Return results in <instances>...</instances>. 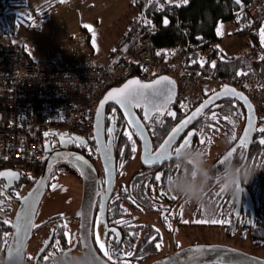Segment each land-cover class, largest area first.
<instances>
[{
  "label": "flooded vegetation",
  "instance_id": "obj_1",
  "mask_svg": "<svg viewBox=\"0 0 264 264\" xmlns=\"http://www.w3.org/2000/svg\"><path fill=\"white\" fill-rule=\"evenodd\" d=\"M208 96L201 99L199 103ZM198 104L193 105L194 108ZM235 105L237 104L235 103ZM218 106L219 101L208 107L204 111L205 114L203 113L204 116L199 117V120L186 129L171 146L173 152L182 143L187 132L191 131L193 137L189 146L206 149L210 162L215 164L217 168L222 165L221 161L226 158L241 161V155H243L244 162L251 165V146L249 148L234 147L241 134L238 116H217L215 114L217 109L214 108ZM134 111L149 136L150 153L156 151L171 128L188 114L179 113L180 115L170 116V111L166 110L162 113L152 114L147 119L143 114L142 106L134 107ZM204 120L211 121L212 124L208 122V125H213L217 130L214 129V131L205 125ZM109 128L114 129L111 138L109 137ZM198 129L203 130V132L201 133ZM55 130L54 132L59 135V140L56 141L54 136L44 138L45 142H49L48 146L45 147L44 145L45 152L63 147L78 151L92 161L97 170L99 179L92 207L90 240L96 254L104 262L108 264H151L194 245L216 244L198 242V238H192L191 231L195 228L222 229L226 236L237 235V238L241 239L247 237L251 242V179L246 183L242 182L238 191H226L221 185L212 181L205 191L202 203L185 201L178 195L168 192L166 188V176L176 171L174 158L161 161L158 164L143 163L140 157L141 140L124 121L118 108L113 104H108L104 114V141L106 145L110 139L112 147L110 156L113 160L115 175L113 186L109 187L94 139L82 138L83 144H81L77 139H70L72 135L57 128ZM128 134L131 135V140ZM215 140L220 141L224 146L219 147ZM62 141L68 142L62 143ZM245 143H251V138H247ZM134 161H136V166L130 169ZM59 164V168H72L70 172L81 182L79 205L72 213L58 212L52 215L48 222L42 223L45 224L43 226H41V222L36 223L35 219L34 224L38 227H33L28 246L32 245L35 238L37 243H34V251L28 249L27 246L24 256L25 264H42L45 262V258L50 257L55 250L61 248L71 250L81 247L80 218L76 215L82 197V181L79 172L66 162L54 164L50 170L45 193L55 182L53 177L57 179V174H53V171L57 169L55 166ZM41 169L42 165L39 168L40 172ZM60 171L58 170L57 173ZM158 173L160 174L159 180L156 179ZM17 184L19 183L15 181L0 179V217L6 219L9 217L6 229L8 233L6 246L11 233L10 224L13 214L18 206V200L23 197L15 194V188L19 187ZM27 185L24 186L28 188ZM101 204L103 205L102 209ZM214 217L218 218L219 221L212 222L215 221ZM94 220H98L95 228H93ZM62 222H66V228L61 227ZM245 226L247 227L245 228ZM41 230L47 232L44 233V238L41 237L43 234ZM96 234L99 236V243L93 239ZM49 236H51L50 244L35 261L37 252ZM57 240L60 248L58 245H54V249L47 252L52 242ZM100 243L105 245L103 249L100 248ZM1 261L3 264V255Z\"/></svg>",
  "mask_w": 264,
  "mask_h": 264
},
{
  "label": "built area",
  "instance_id": "obj_2",
  "mask_svg": "<svg viewBox=\"0 0 264 264\" xmlns=\"http://www.w3.org/2000/svg\"><path fill=\"white\" fill-rule=\"evenodd\" d=\"M263 21L264 0H247L236 12L237 33H252ZM155 30V25L150 24L147 33L108 63L99 62L92 41L85 34L63 43L50 61L28 60L23 47L1 31L0 171H16L35 180L46 155L44 137L50 129L63 128L70 135L93 140L99 102L108 90L131 77L143 81L160 76L171 78L176 89L174 102L182 115L196 102L195 98L192 103L185 101L194 95L192 84L203 83L202 89L211 91L227 85L248 99L257 119H264V103L258 106L255 96L264 84L252 66L261 60L259 50L221 54L230 60L244 59L254 69L242 81H224L182 69L184 55L204 59L211 51L218 50L217 42L186 43L173 56L157 60L159 49L151 38Z\"/></svg>",
  "mask_w": 264,
  "mask_h": 264
},
{
  "label": "rangeland",
  "instance_id": "obj_3",
  "mask_svg": "<svg viewBox=\"0 0 264 264\" xmlns=\"http://www.w3.org/2000/svg\"><path fill=\"white\" fill-rule=\"evenodd\" d=\"M12 1L15 0H0V12L3 11V8L14 10L11 15H4V13L0 15V28L7 31L12 41L24 48L28 60L47 59L53 61L56 50L63 43L85 34L91 39L95 49L94 53L99 62L108 63L109 60L102 54L113 51L111 54H115L114 56L117 58L123 51L117 46L118 39L121 41L134 18L144 17L143 10H138L133 5V0H22L20 4H10ZM167 1L171 2L172 0ZM50 2H53V6L48 8ZM145 20L150 22L147 23L148 26L152 24L149 19L146 18ZM262 30H264L263 27L260 32ZM216 34L218 37L216 46L219 55H233L236 52L251 49V47L246 46L248 45L246 42L247 35L251 33L238 34L236 22L219 23ZM255 50L259 49L256 48ZM249 67L252 74L254 69L250 65ZM243 79L238 78L237 80L242 81ZM261 79L264 84V78ZM139 80L145 82L141 78ZM202 85L203 83L192 84L190 89L194 88L192 91L194 95L190 93L192 97H188L185 101L192 103L196 99L195 103H197L205 97V93L218 91H211L209 88L202 89ZM255 96L258 106L261 107L264 103V88ZM195 103L189 105V108ZM58 130L67 133L63 128ZM215 142H218L219 147L224 146L218 140ZM135 166L136 161L130 169ZM62 168L64 172L61 169L57 173V179L53 177L55 182L52 183L42 198L35 218L36 223L48 222L51 216L58 212L72 213L79 205L81 182L72 175V172H67L65 167ZM53 185H57V187H53ZM261 211L264 215V197ZM43 225L45 224L41 226ZM41 233H43L41 237L44 238L45 230H41ZM191 236L198 238V242L216 243L215 245L231 247L264 260V246L254 245L247 237L244 239L237 238V235L229 237L225 235L224 230L214 228L192 229ZM34 241L30 247L28 246V249H32L31 251L35 250L33 246L34 243H37L36 238Z\"/></svg>",
  "mask_w": 264,
  "mask_h": 264
},
{
  "label": "trees",
  "instance_id": "obj_4",
  "mask_svg": "<svg viewBox=\"0 0 264 264\" xmlns=\"http://www.w3.org/2000/svg\"><path fill=\"white\" fill-rule=\"evenodd\" d=\"M21 1L22 0H15L10 4H20ZM246 2L247 0H188L185 4L183 3V0H172L171 2H168L167 0H133V5H135L138 10H143L142 12H144L145 18H134V20H136H133L134 22L132 21L128 26L127 31L118 46L124 51L132 46L140 36L147 33L149 26L147 23L142 22V20H145L146 18L156 27L151 38L159 49V54L155 56V59L157 60H164L173 56L180 51L186 43L203 45L217 42L218 37L216 30L218 24L229 21L235 23L236 12L240 7L244 6ZM52 6L53 2H50L48 8H51ZM3 13L4 15H11L14 13V10L3 8L0 15ZM165 18L169 21L167 25L164 24ZM261 26H259L253 33L247 35L246 42L248 45L246 46L251 47L253 50L256 48L260 50L261 60L254 63L252 66L256 68L260 77L264 78V39H262L261 34L256 33ZM1 31L5 30L0 28V32ZM218 53V50L215 49L211 51L204 60L198 59L194 55L184 56L182 58V69L189 73L200 72L206 77H218L224 81L246 78L251 74L249 67L250 64L246 60H230ZM213 61H215V66L212 65ZM209 94L210 93H207L205 96H208ZM199 102L200 100L195 104H198ZM235 103L237 105H235ZM192 106L187 113H190L194 109V106ZM214 109H217V111H215L217 116H238L242 133L246 120V112L245 108L238 100L231 97H224L219 101V106ZM166 110L174 112L176 115H180L175 102L167 109L160 110L153 114L162 113ZM203 113L201 114L202 117L205 114ZM197 120H199V118ZM208 122L212 124L211 121L205 120L203 123L208 125ZM259 125L261 126L259 127ZM208 127H211L213 130L216 129L213 125H208ZM198 130L202 133L204 128L203 130ZM262 130H264V119H257L251 143H245L244 147L249 148L251 146V166L254 170V174L251 177V242L254 245L264 246V215L261 211L262 200L264 197V142H262L264 141V131ZM54 131L56 130L50 129L44 138L47 139L48 137L50 138L51 136H54L57 141L59 135ZM48 145L49 142L47 143L46 141L45 147ZM241 161H244L243 155H241ZM55 167H57V169L53 171V174L55 175L58 170H63V168H59L60 164ZM65 169L68 172L72 171V168L69 167ZM39 174L40 170H38L37 177ZM35 180H30L25 176L19 175V178L15 181L19 183L17 184L19 187L17 189L15 188V194L17 196H24ZM24 185H27L28 188ZM8 218L0 217V264H2L1 258L8 238V236L4 235L8 226V223H5V221H9ZM214 220L219 221L216 217H214ZM246 227L247 226H245V228ZM55 242H52V245L49 246L47 252L53 250L54 245L59 246V243H57L59 241L57 240ZM46 258L47 259L42 264H48L49 257Z\"/></svg>",
  "mask_w": 264,
  "mask_h": 264
},
{
  "label": "water",
  "instance_id": "obj_5",
  "mask_svg": "<svg viewBox=\"0 0 264 264\" xmlns=\"http://www.w3.org/2000/svg\"><path fill=\"white\" fill-rule=\"evenodd\" d=\"M166 77H168V76H166ZM133 78L139 79L138 77H131V78L125 80L120 86L114 87V88L123 87V85L128 80H131ZM157 78H154L152 80H156ZM152 80H150V81H152ZM150 81H145V83L150 82ZM164 83L169 88L172 89V93H173L172 98L169 101L166 108L158 109V110H152V111L147 112V113L145 112L144 106L141 105L142 110H143V114L145 115V117L147 119L153 113L158 112L160 110H165L174 103L175 95H176L175 85H174L173 81L171 80V78H169V80L165 81ZM114 88H111L110 90H108L104 94L103 98L101 99V101L102 100L104 101L103 107L101 108V103H100L101 101L98 104L97 109H101V116H100L99 122H98L97 115H96L94 138H93L95 143H96L97 148L99 149V151H98L99 158H100L102 167L104 169L105 178H106V181H107V184L109 185V187L113 186L115 175H114L113 164H112L113 160L111 159V156H110L112 154L111 143H110V147L107 148L108 159L107 160L105 159V146L109 144V140H110V139H108V143L105 145V141H104V114H105V107L108 104H113L118 108V110L120 111L124 121L129 125V127H131V129L135 132L137 137L141 140V148L142 149H141L140 157H141V161L143 163H144V159H145V138L147 139V142H148L149 152L151 150V144H150L149 136L147 134V131H146L143 123L141 122V120L139 119L137 114L135 113L134 107L132 108V114H133L134 118L142 126L143 135L140 134V129H138L134 124L129 123V121L133 117H130L127 114V110L121 108L118 104H116L112 100H105V97L107 96V94ZM228 89L230 91L225 90V88L223 87L220 90L210 94L204 101L199 103L190 113H188L183 119H181V120H186L189 117H192L193 113L196 112L197 109H200V112L193 119L188 121V124L186 125V129L191 124L196 122L197 119L201 116V114L208 107H210L214 103L220 101L224 97H231V98L238 100L243 105V107L245 108V112H246V120H245V124H244V127L242 129V133H241L240 137L244 136L245 133H247V138L248 137L252 138L254 135L255 124H256V120H257L255 113H254L248 99L241 92L236 91L234 88H232L230 86H228ZM233 93H235V94H233ZM208 100H211V103L205 104V101H208ZM201 105H204V107L201 108ZM177 124H175L172 128H174ZM172 128H171V130H172ZM171 130L165 136V138L163 139L161 144L169 139V133L171 132ZM185 131H182L181 133H178L175 136L174 140L172 141V145L179 139V137ZM71 137H72L71 139L79 138L77 136H71ZM183 142H184V139H183L182 143H180V145L183 144ZM180 145H179V147H180ZM239 145H240V138L236 142L234 147H238ZM158 148L156 149V151L158 150ZM45 153H46V155H45L44 161L42 163V169H41L39 176L36 178L32 187L23 196V197H25V196H28L29 193H34V196L32 197L33 211H32V215L30 217L32 224H34V222H35V217H36L38 208H39L41 200L44 196L45 188H46V185H47V182L49 179V174H50V170H51L52 166L56 163H59V162H66V163L70 164L71 166H73L74 168H76V170L79 172V175H80L81 181H82L81 203H80V207L76 213V215L79 216V218H80V227H79L80 228V230H79L80 235H79V237L81 239V247L84 246V243H85L83 237L87 236L86 242L90 248H93L92 244H91V240H90V226H91L92 207H93L94 197H95V193H96V189H97V182L99 179L97 170H96L93 162L90 161L88 158H86L82 153L75 151V150L68 149L66 147L55 148V149H52L50 151H46ZM77 156H82L83 159L87 161V164H84L83 161H77L76 160ZM9 172H14L17 175L15 177L10 178L8 175ZM0 173H4V175H0V179L16 181L19 178V173L16 171L2 170ZM24 205H25V201L21 197L18 200V206L15 209V212H14L12 220H11V224H10L11 233H10L9 240H8L7 246H6L4 254H3V264H13V261L18 256L22 257L24 259L28 243L32 237L33 227L31 225H29L27 227V230L25 232H23L19 238L17 237V234H16L17 230L15 227V223H16L17 215H18V213H20V211L24 207ZM46 241H48V243L44 242V244L42 245V247L40 248V250L37 252V254L35 256V261L47 249V247L51 241V236H49L46 239ZM10 248L13 250L11 256H9V249ZM198 248L201 250V252H200V254L194 256V253L196 252V250ZM230 261L231 262H242V264H264V260H262L260 258L251 256L249 254H246V253H243V252H240V251H237L235 249H231V248H228L225 246H221V245H194V246L185 248L183 250L177 251L176 253H174V254H172V255L164 258V259L155 261L151 264H229ZM99 264H108V263L104 262L103 260H101L99 258Z\"/></svg>",
  "mask_w": 264,
  "mask_h": 264
},
{
  "label": "snow or ice",
  "instance_id": "obj_6",
  "mask_svg": "<svg viewBox=\"0 0 264 264\" xmlns=\"http://www.w3.org/2000/svg\"><path fill=\"white\" fill-rule=\"evenodd\" d=\"M188 0H183V3H187ZM143 23H150L147 20H142ZM169 21L167 18L164 19V24H168ZM91 27V26H89ZM262 39H264V30L261 32ZM159 54V53H158ZM212 65L215 66V61L212 62ZM169 78L166 76H160L156 80H152L150 82H142L139 79L133 78L131 80H128L123 87L121 88H114L112 89L107 96L105 97V100H112L116 104H118L121 108L127 110V114L130 117H133L129 123L134 124L138 129H140V134L143 135V128L139 124V122L134 118L132 114V108H139L141 105L144 106L145 112H150L152 110H158V109H164L167 107L169 101L172 98V89L169 88L164 82L168 81ZM225 90H229L228 86H224ZM230 91V90H229ZM235 94V93H233ZM101 108L104 105V101L102 100L101 102ZM211 103V100L205 101V104ZM204 105H201V108H203ZM200 112V109H197L196 112L193 113L192 117H189L186 120H181L174 128H172L171 132L169 133V139L166 140L164 143L159 145L158 150L155 153H150L148 150V142L147 139L145 138V159L144 163L145 164H152V163H160L161 161H166L170 158L173 157V150H172V141L174 140L175 136L178 133H181L182 131L186 130V125L188 124V121L193 119L198 113ZM97 115V120L99 122V118L101 116V109H97L96 111ZM170 116H175L174 112L169 113ZM114 129L109 128V137L111 138V135L113 133ZM264 131V130H262ZM129 139L131 140V135L128 134ZM193 137V132L189 131L187 132V135L184 137V142L183 144L180 145V147H185L189 146L191 143V139ZM71 139V138H70ZM77 140L80 141L81 144H83V139L82 138H76ZM247 140V133H245L244 136L240 137V147H243L245 145V141ZM68 142V141H62V143ZM264 142V141H262ZM110 147V140L109 144L105 146V159H108L107 155V148ZM135 149L133 148V151ZM176 150V149H175ZM99 151V149H98ZM231 155V153H229ZM77 161H83L84 164H87V161L83 159L82 156H77L76 157ZM223 163V161H221ZM175 169L178 170L175 166ZM83 174V173H82ZM0 175H4V173H0ZM9 177H15L17 174L14 172H9L8 173ZM156 179H160V174L158 173L156 175ZM53 187H57V185H53ZM34 196V193H29L28 196L22 197V199L25 201L24 207L21 209L20 213L17 215L15 227H16V234L17 237L19 238L20 235L27 230V227L31 225L32 227H38L35 224H32V221L30 219L32 215V197ZM103 205L101 204V209ZM63 216V214H60ZM216 222V221H212ZM5 223H9V221H5ZM98 224V220L93 221V228H95ZM61 227L66 228L67 224L66 222H62ZM55 232V230H53ZM5 236L8 235L7 232L4 233ZM85 243H84V249L86 252L90 251L92 256H94L97 260V264H99V257L96 255V250L93 248H90L89 245L87 244V236L83 237ZM94 241L96 243H99V236L98 234L94 235L93 237ZM45 243H48V241H45ZM59 243V242H57ZM105 245L103 243H100V248L103 249ZM159 247V245H157ZM70 250V249H69ZM12 249H9V256L12 254ZM201 250L198 248L196 252L194 253L195 255L200 254ZM105 255H107V252H105ZM47 259V258H45ZM229 264H242V262H229Z\"/></svg>",
  "mask_w": 264,
  "mask_h": 264
},
{
  "label": "clouds",
  "instance_id": "obj_7",
  "mask_svg": "<svg viewBox=\"0 0 264 264\" xmlns=\"http://www.w3.org/2000/svg\"><path fill=\"white\" fill-rule=\"evenodd\" d=\"M173 158L178 170L166 176L167 191L188 202L202 203L205 191L212 181L226 191H238L241 183H246L254 174L250 164L232 158H226L217 168L210 162L208 152L202 147H177ZM13 264H24V259L18 256ZM48 264H97V260L82 246L79 249L55 250L50 255Z\"/></svg>",
  "mask_w": 264,
  "mask_h": 264
},
{
  "label": "crops",
  "instance_id": "obj_8",
  "mask_svg": "<svg viewBox=\"0 0 264 264\" xmlns=\"http://www.w3.org/2000/svg\"><path fill=\"white\" fill-rule=\"evenodd\" d=\"M263 27V29H264V24L259 28V30L256 32L257 34H261V32H260V29ZM234 32H235V28H234ZM230 33H232V32H230ZM119 41H120V39H118V44H119ZM115 44V43H114ZM118 44H117V46H118ZM117 46H114V47H117ZM24 49V48H23ZM95 50V49H94ZM95 52V51H94ZM111 52H113V51H111ZM111 52H106V53H104V54H102V56L103 57H105V58H107L108 60H109V62H112V61H114L115 59H116V57L114 56L115 54H111ZM25 53V52H24ZM26 55V54H25ZM28 58V57H27Z\"/></svg>",
  "mask_w": 264,
  "mask_h": 264
}]
</instances>
